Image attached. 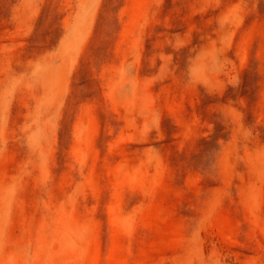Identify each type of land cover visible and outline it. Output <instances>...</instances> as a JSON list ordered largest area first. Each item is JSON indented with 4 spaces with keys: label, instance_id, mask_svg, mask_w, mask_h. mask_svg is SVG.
I'll return each mask as SVG.
<instances>
[{
    "label": "rangeland",
    "instance_id": "obj_1",
    "mask_svg": "<svg viewBox=\"0 0 264 264\" xmlns=\"http://www.w3.org/2000/svg\"><path fill=\"white\" fill-rule=\"evenodd\" d=\"M0 264H264V0H0Z\"/></svg>",
    "mask_w": 264,
    "mask_h": 264
}]
</instances>
